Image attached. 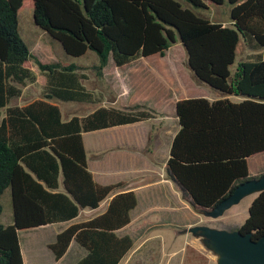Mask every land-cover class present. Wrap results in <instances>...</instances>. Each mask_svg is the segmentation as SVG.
Returning <instances> with one entry per match:
<instances>
[{"label":"trees","instance_id":"obj_1","mask_svg":"<svg viewBox=\"0 0 264 264\" xmlns=\"http://www.w3.org/2000/svg\"><path fill=\"white\" fill-rule=\"evenodd\" d=\"M24 1L0 0V195L10 188L13 210L12 222L0 221V264H23L19 229L70 220L109 195L103 212L62 227L48 246L59 258L74 239L87 250L74 264H117L133 239L115 229L129 222L137 196L131 189L118 191L121 181L93 178L82 132L147 118L151 109L145 103L98 105L75 62L42 61L18 32ZM185 1L189 6L177 0H31L36 25L67 54L95 51L92 67L98 75L110 57L121 65L140 55H164L171 44L181 43L192 76L220 94L176 101L179 128L166 160L183 196L202 213L241 181L264 172L250 176L247 164L248 156L264 151V0H227L229 25L195 11L206 8L205 1L225 0ZM240 38L257 53L240 60L232 73ZM26 83L41 85L39 97L11 104ZM59 99L96 106L63 118L50 101ZM235 228L253 238L264 233V189Z\"/></svg>","mask_w":264,"mask_h":264},{"label":"crops","instance_id":"obj_2","mask_svg":"<svg viewBox=\"0 0 264 264\" xmlns=\"http://www.w3.org/2000/svg\"><path fill=\"white\" fill-rule=\"evenodd\" d=\"M261 51L264 54V49ZM255 53L257 51L247 54L245 59L255 58ZM56 60L59 59L55 57L50 61ZM97 61L98 57L94 60L92 56L90 61L75 63L78 65L77 70L83 75L81 83L100 99L98 105L122 107L145 103L152 112L147 118L82 132L87 164L93 178L99 183L121 181L118 191L131 189L136 193L137 204L130 210L129 222L115 229V232L118 235L127 233L133 239L131 248L117 264H139L138 259L147 252L143 249L146 248L149 237L144 235L151 224L149 217L152 212L167 218L175 217L176 221L187 226L200 221L198 217L189 216L186 211L192 206L183 196L179 184L170 176L166 160L171 140L179 128L175 112L176 101L183 97H194L192 92L184 90L182 86L188 82L187 86L203 85L211 89L196 80L191 73L181 72L179 62L158 53L136 56L121 65H116L110 57L102 68V75H98L92 67ZM214 92L206 93L207 98L220 96L218 92ZM227 96L230 99L234 96L236 100L242 98L236 94ZM38 97L39 95L31 100ZM50 101L59 106L63 118L85 114L96 106L94 103L77 100ZM255 162H261L262 166L252 171L251 164ZM247 164L250 176L264 171V151L248 156ZM6 189L9 190L12 207L11 190ZM60 189L64 190L62 185ZM110 198L111 195L101 200L96 208H80L78 214L70 220L19 229L23 264H74L87 252L84 246L72 239L66 251L55 258L48 243L67 224L86 220L103 212ZM193 210L191 212L195 215ZM12 220L13 210L11 220L4 223ZM53 224L57 226L48 230Z\"/></svg>","mask_w":264,"mask_h":264},{"label":"rangeland","instance_id":"obj_3","mask_svg":"<svg viewBox=\"0 0 264 264\" xmlns=\"http://www.w3.org/2000/svg\"><path fill=\"white\" fill-rule=\"evenodd\" d=\"M177 1L183 6H189L185 0ZM205 3L206 8L195 10L198 14L206 17L212 22L217 21L229 25L230 5L227 0L220 5L208 1H205ZM18 32L23 40L30 46L31 51L42 61H50L55 57L60 61L67 62H87L90 61L92 56L94 60L97 59L95 51L90 49L83 55L74 56L67 54L60 42L53 39L34 22L31 0H25L18 11ZM252 52L256 51L251 50L245 42H243L242 38H240L236 46L234 61L230 66L231 72H234L240 60L245 59V56ZM164 55L179 62V67L182 69V71L180 69L181 72L186 74L190 73L185 63V53L180 42L171 44ZM35 67L38 69L36 64ZM187 84L188 82L182 87L184 90L192 92L193 96L207 97L206 93H215L212 88L209 90V88L203 85L193 87L187 86ZM40 88L41 85L39 84L35 85L34 83H26L21 86V95L13 97L10 103L18 104L31 100L39 95ZM231 99L236 100L234 96H232ZM251 166L252 171L255 169L258 170V168L262 166V163L255 162L252 163ZM255 195L256 193L245 195L237 203H234L225 209V211L217 217L205 215L204 213L195 210L193 211H195L194 213L196 214L193 215V212H191V209H193L192 207L186 211H188L189 216L199 218L200 221L195 224L235 228V226L240 225L247 216L248 206ZM1 202L2 212L0 214V221L4 223L7 222V220H11L12 215L8 189L1 194ZM149 220L151 221V224L148 226L147 232L144 235V237L149 238L147 239L146 248L143 249L147 250V252L140 256V259H138L139 264H216V255L204 246L199 236H196L191 232L181 231L187 225L176 221L177 218H167L163 215L152 212ZM56 226L57 224H53L47 229L50 230Z\"/></svg>","mask_w":264,"mask_h":264},{"label":"water","instance_id":"obj_4","mask_svg":"<svg viewBox=\"0 0 264 264\" xmlns=\"http://www.w3.org/2000/svg\"><path fill=\"white\" fill-rule=\"evenodd\" d=\"M34 20V18H33ZM264 189V172L238 183L234 189L205 215L217 217L232 204L250 193ZM181 231L199 236L204 246L216 255V264H264V233L253 238L251 232L238 228L192 224Z\"/></svg>","mask_w":264,"mask_h":264}]
</instances>
